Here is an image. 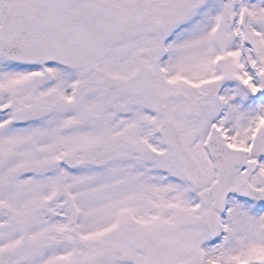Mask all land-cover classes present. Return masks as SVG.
I'll list each match as a JSON object with an SVG mask.
<instances>
[{
  "label": "snow or ice",
  "instance_id": "6c2138e0",
  "mask_svg": "<svg viewBox=\"0 0 264 264\" xmlns=\"http://www.w3.org/2000/svg\"><path fill=\"white\" fill-rule=\"evenodd\" d=\"M0 264H264V0H0Z\"/></svg>",
  "mask_w": 264,
  "mask_h": 264
}]
</instances>
